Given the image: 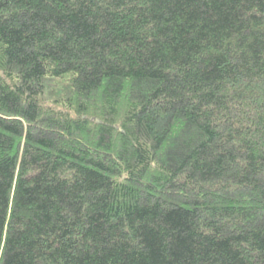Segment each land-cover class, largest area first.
<instances>
[{
    "label": "trees",
    "instance_id": "trees-1",
    "mask_svg": "<svg viewBox=\"0 0 264 264\" xmlns=\"http://www.w3.org/2000/svg\"><path fill=\"white\" fill-rule=\"evenodd\" d=\"M0 264H264V0H0Z\"/></svg>",
    "mask_w": 264,
    "mask_h": 264
}]
</instances>
